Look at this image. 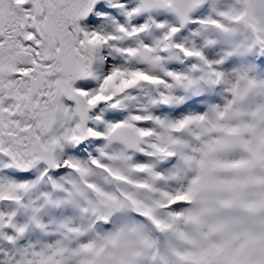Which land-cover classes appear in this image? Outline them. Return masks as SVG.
Returning <instances> with one entry per match:
<instances>
[{"label":"snow or ice","instance_id":"1","mask_svg":"<svg viewBox=\"0 0 264 264\" xmlns=\"http://www.w3.org/2000/svg\"><path fill=\"white\" fill-rule=\"evenodd\" d=\"M0 264H264V0H0Z\"/></svg>","mask_w":264,"mask_h":264}]
</instances>
